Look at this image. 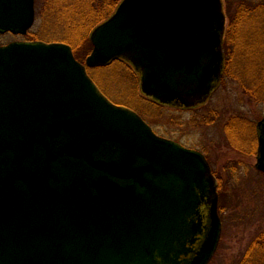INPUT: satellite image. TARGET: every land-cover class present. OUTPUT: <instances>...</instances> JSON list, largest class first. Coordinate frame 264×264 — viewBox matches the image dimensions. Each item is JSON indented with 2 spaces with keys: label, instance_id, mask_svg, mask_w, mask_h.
Segmentation results:
<instances>
[{
  "label": "water",
  "instance_id": "95a60500",
  "mask_svg": "<svg viewBox=\"0 0 264 264\" xmlns=\"http://www.w3.org/2000/svg\"><path fill=\"white\" fill-rule=\"evenodd\" d=\"M34 0H0V34L25 35ZM222 0H121L89 34L0 45V264H208L222 223L203 153L158 135L87 73L121 59L141 93L193 108L224 70ZM255 167L264 173V117Z\"/></svg>",
  "mask_w": 264,
  "mask_h": 264
},
{
  "label": "rangeland",
  "instance_id": "374dc122",
  "mask_svg": "<svg viewBox=\"0 0 264 264\" xmlns=\"http://www.w3.org/2000/svg\"><path fill=\"white\" fill-rule=\"evenodd\" d=\"M222 2L226 16L223 48L225 43L226 46L222 48L225 73L221 84L205 104L196 108L152 104V101L145 99L140 92L138 74L121 59L114 60L111 65L106 64L103 68H92L87 73H90L92 80L113 103L139 113L159 135L194 148L206 156L218 182V212L222 223L219 245L208 264H242L244 254L251 243L258 247L264 246V173L255 167V129L257 121L264 116V102L259 100V97L244 92V88L252 86L242 77L244 73L236 74L239 78L237 79L226 72L242 71L243 67L248 70L252 62L249 60L252 58L250 47L245 49L249 45V36L245 34L241 39L243 34L237 40L234 39L233 27L230 31V20L232 17L236 19L237 11L245 7V10H242L245 11V17L241 16L235 20V29L240 32L239 29L242 28V32L245 28L246 33H249L254 15L261 13L260 16L264 19V0ZM248 6H255V12L247 9ZM47 8L44 0H34L35 20L27 33L0 34V45L15 40L66 43L58 37L64 32L63 18L46 16L45 26L39 19V14L44 15ZM46 13L54 14L47 11ZM242 22L243 24L239 25ZM92 29L88 33L90 44L89 34ZM43 36L47 39H41ZM78 43L71 48L80 58L85 59L92 49V44L85 54L86 44L84 41ZM242 43L240 47L239 44ZM246 54L250 57L247 61ZM227 144L237 146L239 151Z\"/></svg>",
  "mask_w": 264,
  "mask_h": 264
},
{
  "label": "trees",
  "instance_id": "16d2710c",
  "mask_svg": "<svg viewBox=\"0 0 264 264\" xmlns=\"http://www.w3.org/2000/svg\"><path fill=\"white\" fill-rule=\"evenodd\" d=\"M45 4L48 6L46 9L47 12L54 13L53 15H50L49 13H44V15L41 13L39 14V19L41 22L46 24V16H58L60 18H63L64 26V32H62V35L58 36L61 37V41L63 40L66 43H69L71 47H75V45L78 42L84 41V44H86L85 48V54L91 49V44L88 41V33L89 31L98 23L105 20L108 16H110L113 13V10L115 9L117 3L119 0H44ZM260 7H262L261 4H259ZM247 9H250L252 12H255V6H248ZM245 10V7L244 9ZM242 10H238L236 13V19L241 18V16L245 17L244 12ZM258 10V9H257ZM261 14V13H260ZM254 15L250 26L252 28L249 29V33H246L245 28L241 32L242 28L238 30L235 29V20L234 17L230 20L231 28L230 31L234 32V39H238L239 36L241 39L245 36H249V45H247L246 48L251 49L252 51V58L248 57L247 54L245 56L246 61L249 59L250 64L248 67V70L246 67H243L242 71H233L231 72L226 71L228 75H231L233 78L236 77V74H242L243 78H246L252 86L248 87L251 90H248V88H244V92L251 94L254 97H259V100L264 102V19L262 16ZM240 23L239 25H242ZM238 25V26H239ZM255 25V26H254ZM232 34V33H231ZM231 36V35H230ZM41 37V36H40ZM57 37V38H58ZM47 39L46 37H42L41 39ZM56 39V38H55ZM233 39V37H232ZM233 39V40H234ZM238 42V41H237ZM239 43V42H238ZM246 43V42H245ZM78 43L77 45H79ZM240 47L243 45L239 44ZM85 46V45H84ZM226 46V43L224 44V48ZM72 48V50H73ZM74 56L77 60L84 62V58H80L77 52L73 50ZM84 54V55H85ZM83 55V56H84ZM241 55V54H240ZM113 62H110L106 66L111 65ZM253 65H254V71H253ZM106 66L96 67V68H103ZM93 68V69H96ZM92 68H87V71L91 70ZM88 71V72H89ZM90 74V73H89ZM239 79L238 77H236ZM254 84V85H253ZM152 104L159 105L155 102H152ZM235 138V137H234ZM227 146L238 150L237 146H233L230 144ZM239 151V150H238ZM257 252H259V256L257 255ZM245 259L242 264H264V246L258 247L257 245H254L253 243L250 244L247 251L244 254Z\"/></svg>",
  "mask_w": 264,
  "mask_h": 264
},
{
  "label": "flooded vegetation",
  "instance_id": "af4514ba",
  "mask_svg": "<svg viewBox=\"0 0 264 264\" xmlns=\"http://www.w3.org/2000/svg\"><path fill=\"white\" fill-rule=\"evenodd\" d=\"M224 49V48H223Z\"/></svg>",
  "mask_w": 264,
  "mask_h": 264
}]
</instances>
